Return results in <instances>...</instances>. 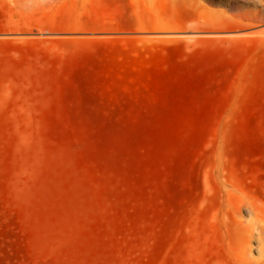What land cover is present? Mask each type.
Returning a JSON list of instances; mask_svg holds the SVG:
<instances>
[{
    "label": "rangeland",
    "instance_id": "rangeland-1",
    "mask_svg": "<svg viewBox=\"0 0 264 264\" xmlns=\"http://www.w3.org/2000/svg\"><path fill=\"white\" fill-rule=\"evenodd\" d=\"M0 264H264V0H0Z\"/></svg>",
    "mask_w": 264,
    "mask_h": 264
},
{
    "label": "bare ground",
    "instance_id": "bare-ground-1",
    "mask_svg": "<svg viewBox=\"0 0 264 264\" xmlns=\"http://www.w3.org/2000/svg\"><path fill=\"white\" fill-rule=\"evenodd\" d=\"M250 21V22H247V21ZM254 22H256V19H249V18H245V19H243L242 21H238V20H233V25H235V26H243V25H247V26H249V27H251V26H253V25H255L254 24ZM255 27V26H254ZM236 28V27H235Z\"/></svg>",
    "mask_w": 264,
    "mask_h": 264
}]
</instances>
